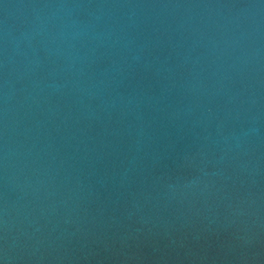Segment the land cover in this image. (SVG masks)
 <instances>
[{
	"label": "water",
	"instance_id": "water-1",
	"mask_svg": "<svg viewBox=\"0 0 264 264\" xmlns=\"http://www.w3.org/2000/svg\"><path fill=\"white\" fill-rule=\"evenodd\" d=\"M0 264H264V0H0Z\"/></svg>",
	"mask_w": 264,
	"mask_h": 264
}]
</instances>
